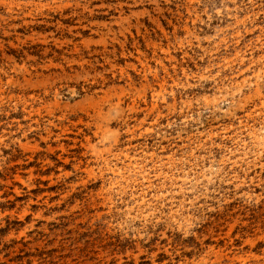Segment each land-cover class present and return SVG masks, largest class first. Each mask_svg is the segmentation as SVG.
<instances>
[{"label": "rangeland", "instance_id": "rangeland-1", "mask_svg": "<svg viewBox=\"0 0 264 264\" xmlns=\"http://www.w3.org/2000/svg\"><path fill=\"white\" fill-rule=\"evenodd\" d=\"M0 264H264V0H0Z\"/></svg>", "mask_w": 264, "mask_h": 264}]
</instances>
